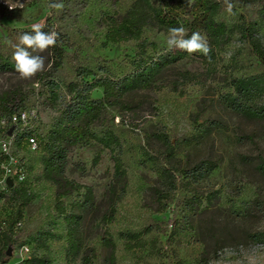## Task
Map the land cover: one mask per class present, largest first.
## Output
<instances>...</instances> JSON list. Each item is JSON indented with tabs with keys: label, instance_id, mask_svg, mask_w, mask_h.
Wrapping results in <instances>:
<instances>
[{
	"label": "rangeland",
	"instance_id": "1",
	"mask_svg": "<svg viewBox=\"0 0 264 264\" xmlns=\"http://www.w3.org/2000/svg\"><path fill=\"white\" fill-rule=\"evenodd\" d=\"M216 1L223 7L220 19L231 26L238 21L240 6L246 0H228L233 5L231 11L227 10L225 0ZM51 2L62 3L63 7L52 9L48 6ZM131 3L132 0H0V51L8 63L15 65L13 45L18 43L20 34L32 30L33 24L51 26L68 42L63 65L54 74L62 84L56 99L52 100L47 89L37 82V75L24 80L17 73L0 72V97L19 91L27 98L23 110L32 113L28 125L19 127L13 135L14 165L24 174L22 181L15 179L13 184L25 182L33 199L24 210L18 244L8 264H29L27 261L34 255L46 257L49 264H68L66 225L57 209V188L42 178L38 152L25 147L24 140L19 144V139L28 131L38 138L48 133L58 116L60 101L66 96L64 85L76 79L77 68L97 70L107 64L116 73L126 69V58L134 56L136 43L105 46V34L108 17L124 15ZM257 35L264 46L263 19ZM145 37L168 51V33L148 28ZM29 51L45 57L44 72L48 71L45 52ZM186 72L194 76L190 82L180 78ZM261 72L247 45L236 37L222 46L213 62L194 55L176 63L153 89L140 95L148 110L140 112L137 122L126 110L109 109L103 122L94 128L97 140L72 149L66 174L93 189L98 210L89 217L86 241L99 251L100 260L107 254L102 241L109 231L117 244V264H264V178L256 169L258 158H264V123L233 115L217 103L218 92L226 80ZM93 96L100 97L101 91ZM8 116L0 109V120ZM213 121L218 128L211 134L199 132ZM108 133L119 139L127 170L126 194L117 205L116 219L111 225L103 222V215L108 211L107 193L115 172L113 149L118 153L120 148H108L101 142ZM154 133H165L173 142L196 137L193 147H181L179 152L180 156L192 152V162L207 157L222 161L199 188L212 199V204L203 205L193 226L180 223L182 229L168 240L169 259L154 255L150 245L128 250L119 236L121 232L155 227L157 221H167L174 214L182 218L181 207L172 206L165 214L156 213L159 205L153 194L155 176L150 164L144 166L142 157L144 148L159 150L156 142L148 144ZM0 194L4 195L0 214L17 209L5 179L0 181ZM79 197L73 193L63 201L69 207ZM156 237L153 232L147 239ZM158 239L166 242L165 237ZM25 246L28 252L23 249Z\"/></svg>",
	"mask_w": 264,
	"mask_h": 264
},
{
	"label": "trees",
	"instance_id": "2",
	"mask_svg": "<svg viewBox=\"0 0 264 264\" xmlns=\"http://www.w3.org/2000/svg\"><path fill=\"white\" fill-rule=\"evenodd\" d=\"M238 21L229 26L220 19L222 5L216 0H132L124 15L109 16L105 46L135 42L134 56L126 58V69L116 73L107 64L97 70L79 67L75 70L76 79L66 83V96L61 99L58 116L54 119L48 133L39 138L32 131L26 132L19 139L36 137L37 152L42 165V178L57 188L58 211L64 216L66 225V259L68 264H117V244L108 231L103 238L102 248L107 252L103 260L95 247L87 244V223L90 215L98 210V204L91 187L81 185L67 177L69 156L73 148L90 145L97 140L94 128L104 120L109 109L126 110L136 117L148 110L140 95L155 87L167 71L176 63L198 56L205 61H215L222 46L236 37L247 45L261 73L250 76L231 77L218 92L217 103L233 115L264 123V46L257 32L260 20H264V0H246L240 6ZM183 26L190 37L192 32H200L208 41L210 52L205 56L201 52L188 54L181 50L165 51L160 45L145 37V30L154 28L168 33L171 27ZM45 32L53 30L49 25L42 26ZM31 32V31H29ZM59 34L55 47L45 51L50 68L37 74V82L45 87L53 99L59 97L62 84L55 79V73L62 67L67 47V39ZM32 55H35L34 53ZM0 72L13 74L14 65L3 59L0 51ZM183 82L191 81L194 76L188 72L181 74ZM101 91L100 97H94ZM26 97L19 91H9L0 97V109L10 115L23 110ZM138 126V125H134ZM218 125L199 130L211 134ZM148 140L159 144L158 151L144 148V166L150 164L155 176L153 194L159 205L157 214H165L172 206L183 209L181 216H174L167 221H157L155 227L141 231H125L119 234L128 250L143 249L150 245L151 252L160 258H170L169 238L179 232L180 223L193 226L196 216L203 205L209 207L212 199L200 191V186L219 168L221 159L205 158L192 162V152L180 156L181 147H193V139L172 141L165 133H154ZM203 137V136H202ZM106 147H119L120 142L113 133H108L101 140ZM114 151L115 172L110 184L108 211L103 215V222L111 225L117 214V205L124 198L127 189V170L121 158V148ZM256 169L264 178V158H258ZM11 198L17 202V209L11 213L0 214V264H8L14 248L18 244V231L23 225L24 210L33 199V193L25 182L9 186ZM81 192H83L81 194ZM73 193L80 195L69 207L63 198ZM4 195L0 194V200ZM153 232L156 238L147 237ZM165 237L166 242L159 241ZM29 264H49L46 257L34 255Z\"/></svg>",
	"mask_w": 264,
	"mask_h": 264
},
{
	"label": "clouds",
	"instance_id": "3",
	"mask_svg": "<svg viewBox=\"0 0 264 264\" xmlns=\"http://www.w3.org/2000/svg\"><path fill=\"white\" fill-rule=\"evenodd\" d=\"M225 3L227 10L231 11L233 5L228 3V0H225ZM48 6L52 9H60L63 4L51 2ZM9 7L14 9L12 6ZM58 38V32L55 30L45 32L40 24H33L31 32H23L19 35L18 43L13 45L12 59L15 62L14 70L20 79H31L45 71V57L39 54L32 55L29 49L35 53H44L50 47L56 46ZM166 44L168 51L178 49L188 54L201 52L205 56L210 52L208 41L204 35L200 32H192L189 37L183 26L169 28ZM4 150L8 151L7 145Z\"/></svg>",
	"mask_w": 264,
	"mask_h": 264
},
{
	"label": "built area",
	"instance_id": "4",
	"mask_svg": "<svg viewBox=\"0 0 264 264\" xmlns=\"http://www.w3.org/2000/svg\"><path fill=\"white\" fill-rule=\"evenodd\" d=\"M32 118V113L28 110H21L14 113L7 118L0 120V181L5 179V181L11 180L12 182L17 179L22 181L24 174L19 167L14 165L13 156L11 150L16 140L13 135L19 127H26L28 122ZM13 129L12 134L9 131ZM5 145L8 147V151L5 152ZM28 146L32 151H37V140L36 137L31 136L28 139ZM28 252V248L25 246L23 248Z\"/></svg>",
	"mask_w": 264,
	"mask_h": 264
},
{
	"label": "water",
	"instance_id": "5",
	"mask_svg": "<svg viewBox=\"0 0 264 264\" xmlns=\"http://www.w3.org/2000/svg\"><path fill=\"white\" fill-rule=\"evenodd\" d=\"M12 131H13V129H11V130L9 131V134H10V135L12 134ZM8 184H9V186H12V185H13V182H12L11 180H9V181H8Z\"/></svg>",
	"mask_w": 264,
	"mask_h": 264
}]
</instances>
